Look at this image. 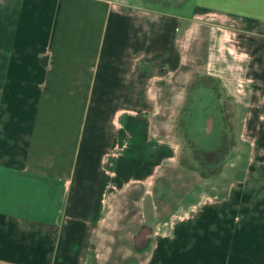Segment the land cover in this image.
<instances>
[{
    "label": "crops",
    "instance_id": "crops-1",
    "mask_svg": "<svg viewBox=\"0 0 264 264\" xmlns=\"http://www.w3.org/2000/svg\"><path fill=\"white\" fill-rule=\"evenodd\" d=\"M157 1L0 0V264H100L105 169L117 187L145 179L168 151L164 108L185 105L187 18L238 19L264 58V0H191L188 15L184 0ZM252 177L151 233L139 264H264Z\"/></svg>",
    "mask_w": 264,
    "mask_h": 264
},
{
    "label": "rangeland",
    "instance_id": "rangeland-1",
    "mask_svg": "<svg viewBox=\"0 0 264 264\" xmlns=\"http://www.w3.org/2000/svg\"><path fill=\"white\" fill-rule=\"evenodd\" d=\"M178 6L185 15L192 11L191 0ZM187 20L178 42L185 105L164 108L166 155L142 181L121 175L120 187L105 169L109 185L94 232L100 264H139L151 233L223 196L243 175L264 178V58H251L238 19L200 9ZM214 100L217 106L208 107Z\"/></svg>",
    "mask_w": 264,
    "mask_h": 264
}]
</instances>
